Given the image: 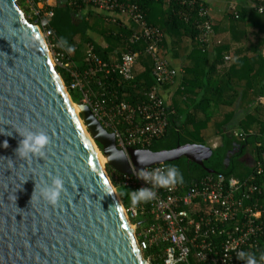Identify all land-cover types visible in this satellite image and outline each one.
Segmentation results:
<instances>
[{
  "label": "water",
  "instance_id": "1",
  "mask_svg": "<svg viewBox=\"0 0 264 264\" xmlns=\"http://www.w3.org/2000/svg\"><path fill=\"white\" fill-rule=\"evenodd\" d=\"M18 1L0 0V264H147L105 166L129 174L185 157L212 173V149L124 151L83 103L78 123ZM26 131L48 135L42 154L18 155ZM55 176L63 190L53 206L38 192Z\"/></svg>",
  "mask_w": 264,
  "mask_h": 264
},
{
  "label": "built area",
  "instance_id": "2",
  "mask_svg": "<svg viewBox=\"0 0 264 264\" xmlns=\"http://www.w3.org/2000/svg\"><path fill=\"white\" fill-rule=\"evenodd\" d=\"M47 1L24 3L29 9L28 19L43 35L54 67L69 77L66 85L58 73L68 95L70 90L77 93L79 103L86 104L101 125L114 134L118 148L148 149L166 133L174 111L164 98V88L175 85L183 69L160 54L165 34L147 21L141 6L144 0H65L76 9H94L105 21L125 31L118 33L124 40L118 59L103 60L88 42L84 66L59 49L49 28L54 12ZM161 1L183 8L176 15L194 26L195 40L202 47H209L214 29L204 0ZM252 8L264 11L263 4ZM142 54L150 60L153 85L139 91L131 101L124 96L126 89H136L134 67ZM165 167L160 163L138 171L132 169L129 174H114L117 184L130 187L132 193L143 188L155 193L147 200V211L140 205V212L149 214L151 220L135 233L137 247L147 264H247L241 254H249L256 264H264V207L260 204L264 189L255 182L256 176L264 175V166L259 164L246 178L227 181L222 174L208 173L188 185L161 186L141 176L142 172ZM137 210L130 208L133 217Z\"/></svg>",
  "mask_w": 264,
  "mask_h": 264
},
{
  "label": "trees",
  "instance_id": "3",
  "mask_svg": "<svg viewBox=\"0 0 264 264\" xmlns=\"http://www.w3.org/2000/svg\"><path fill=\"white\" fill-rule=\"evenodd\" d=\"M18 4L25 10V14L29 9L24 5V0H19ZM155 5H161L164 8L165 27L163 28L166 34L170 36V42L167 41L160 51L162 56L167 53H172V56L185 57L187 51L191 46L195 50L190 54V62L183 63L182 82L179 84L178 90L174 94V101L170 108L174 111L169 116L168 126L165 135L159 140L153 142L148 149L158 151L162 149H172L177 145L186 143H195L201 145H209V140L219 135L221 137L220 144L212 149L211 156L204 161V166L212 170V173L222 174L227 181L233 178H246L254 171L260 164L264 166V109L263 106L256 108L252 112V122L250 125L257 123V129L254 133H250V125L246 126L241 123L244 133L241 135H231L221 131L222 125L232 118V110H226V107H231L233 100L237 97V92L231 90L237 82H235L234 75L239 71H251L253 65L256 64V74L252 78L256 82H262L264 78V60L259 51L252 52L249 55L241 57H231L225 60V55H222V47L217 43L214 34L213 42L218 45L214 60L207 65L208 62V48L202 47L196 40L197 34L194 26L191 23H185L176 15L178 9H183L178 6L166 4L164 1L144 0L141 3L142 8L148 11V8ZM54 15L49 22V28L53 31L55 41L58 47L64 50L71 57L73 62L84 66L85 65V49L88 42L94 45L95 51L103 60L110 59L113 54L118 56L120 48L124 47V40L118 36V33L125 32L120 27L113 23H109L103 19L94 9H76L65 3L64 0H57V3L50 6ZM175 11V13H174ZM238 23L243 24L246 28L249 25H257V22H262L264 25V11L250 10L249 13L237 12L234 15L229 12ZM30 22L32 20L29 19ZM100 22L102 30L101 35L109 43L106 48H101L93 39V30L96 23ZM150 24H153L149 21ZM259 27V25H257ZM263 28V27H260ZM250 32L246 29L244 35ZM220 43V42H219ZM223 46V45H222ZM71 49V50H69ZM119 49L117 52L114 50ZM254 59L255 63L251 65L249 61ZM205 62L204 65H198L197 62ZM250 63V64H249ZM151 63L146 55H141L134 67V80L136 89H126V97L128 100H135L139 91L144 88H149L153 85L151 77ZM239 66L242 69H239ZM224 71V79L217 78L216 73ZM61 75L64 83H69V77L61 70L57 69ZM247 73V72H246ZM264 85H262V89ZM70 98L73 103H79V97L76 92L69 91ZM192 99L188 102L187 99ZM196 101L194 105L193 102ZM225 107V108H223ZM228 114V115H227ZM185 117L182 119V116ZM98 149L101 151V146L95 142ZM248 146L254 147L256 165L254 167H247L242 162ZM165 166H174L181 174V181L179 184L188 185L191 182L208 174L202 166L181 157L173 162L164 163ZM106 171L112 179V185L117 189L118 196L127 210L130 221L137 225V231L140 225L147 224L151 217L146 212H140V205L147 211L148 202L140 201L133 203L131 201V188L117 184L114 180V174L117 172L113 168L106 165ZM255 182L264 186V175H258ZM264 197H262L263 199ZM130 208H137V215L133 217Z\"/></svg>",
  "mask_w": 264,
  "mask_h": 264
},
{
  "label": "crops",
  "instance_id": "4",
  "mask_svg": "<svg viewBox=\"0 0 264 264\" xmlns=\"http://www.w3.org/2000/svg\"><path fill=\"white\" fill-rule=\"evenodd\" d=\"M65 1V0H64ZM205 3L210 8V15H211V22L214 29L215 39L216 41L220 42L222 47V55L228 56L229 58L231 55L233 57H241L243 55H249L252 52L259 51L262 55V58L264 60V25H261L262 22H257L256 24L259 25H249L248 27H244L243 24L238 23L233 17H231L230 13L235 15L237 12H245L249 13L250 10H252V6L256 4H263L264 0H204ZM48 5L53 6L57 3V0H48L46 2ZM92 9V8H90ZM255 10V9H254ZM147 21L149 17V21L153 23L152 25H155L159 27L163 32V28L165 27V21H164V8L161 5H155L148 8V11L143 9ZM263 27V28H260ZM248 30L250 33L246 36L244 35V31ZM102 27L100 22L96 23V26L92 32L93 39L98 43V45L101 48L108 47L109 44L106 39L101 35ZM165 34V43L167 41V45L170 42V36L169 34ZM223 45V46H222ZM218 45L214 42H212L208 47V64H210L214 58L215 53L217 51V48H219ZM216 49V51H215ZM119 49L114 50L113 52H117ZM195 50L194 46L189 47L187 54L185 57H177L175 55L172 56V53H167L165 56L170 59L171 63L176 66L177 68L183 69V63L184 62H190L192 61L190 59V54ZM120 53L122 52V48H120ZM118 56H113L110 58L112 60L118 59ZM150 61V60H149ZM255 60L252 59V61H249L252 64H254ZM249 63V64H250ZM198 65H204L205 62H197ZM257 65H253V69L251 71L244 72L239 71L237 72L233 77L235 79L236 84L234 88L231 90L237 92V97L233 100V104L231 107H223L226 110H232L231 113L232 118L229 119V121H226L222 125L221 131L223 133H228L234 136L241 135L244 133L242 124L245 123L246 126H249L252 122L251 114L254 112L256 108H260L263 106L264 109V88L262 89V85H264V78L263 81L256 82L254 78H252V75L256 74ZM239 69H242L241 66H239ZM184 70V69H183ZM218 76L217 78L224 79V71L216 73ZM182 82V74L178 77L177 82L173 86L165 87L164 88V98L166 99V102L170 105H172V102L174 101V94L178 90L179 84ZM187 101L190 103L193 100L187 99ZM193 104H196V101L193 102ZM228 115V114H227ZM185 117L182 116V119ZM257 129V123H254L250 125V133H254ZM221 137L217 135L216 137L209 140V145H207L210 148H214L220 144ZM254 147L248 146L246 149V152L244 156L242 157V162L245 166L251 168L256 165V159H255V151L253 149ZM238 179V178H233ZM264 189V186H261ZM264 197V196H262ZM260 200V204L264 207V198Z\"/></svg>",
  "mask_w": 264,
  "mask_h": 264
},
{
  "label": "clouds",
  "instance_id": "5",
  "mask_svg": "<svg viewBox=\"0 0 264 264\" xmlns=\"http://www.w3.org/2000/svg\"><path fill=\"white\" fill-rule=\"evenodd\" d=\"M22 136L23 138L17 147V153L21 157H27L29 154H42L44 147L49 143V137L44 132L26 131L22 133ZM141 176L161 186L175 184L182 179L178 169L174 166H167L147 174L142 172ZM62 190L63 181L59 176H55L51 179L49 185L39 190L38 198L54 206L57 204ZM109 191L112 190L109 189ZM154 195L155 193L150 189L143 188L131 194V201L133 203L146 201L151 199ZM241 258L246 259L247 264H256L255 258L249 254H241Z\"/></svg>",
  "mask_w": 264,
  "mask_h": 264
},
{
  "label": "bare ground",
  "instance_id": "6",
  "mask_svg": "<svg viewBox=\"0 0 264 264\" xmlns=\"http://www.w3.org/2000/svg\"><path fill=\"white\" fill-rule=\"evenodd\" d=\"M30 30L31 32L33 33V35L35 36V38L37 39V41L39 42V44L41 45L46 57L48 58L50 64H51V55H50V52L49 50H47L46 46H45V42L43 40V36H42V33L41 31L39 30V28L35 25H31L30 26ZM59 81V79H58ZM61 84V83H60ZM69 102V101H68ZM69 105H70V108H71V111H72V114L74 115L75 119L77 120V122L79 123V119L77 117V114H78V111L76 109V106L74 104H72L71 102H69ZM103 161V159H102ZM131 229L133 230L132 226H131Z\"/></svg>",
  "mask_w": 264,
  "mask_h": 264
},
{
  "label": "rangeland",
  "instance_id": "7",
  "mask_svg": "<svg viewBox=\"0 0 264 264\" xmlns=\"http://www.w3.org/2000/svg\"><path fill=\"white\" fill-rule=\"evenodd\" d=\"M19 5V4H18ZM25 5V4H24ZM19 7H20V9H22V11L24 12L25 10H23V8L19 5ZM24 14H25V12H24ZM25 16H26V18L28 19L29 18V12L27 13V15L25 14ZM43 36V35H42ZM43 40H44V38H43ZM45 42V41H44ZM47 47V46H46ZM48 48V47H47ZM50 52V51H49ZM51 55V54H50ZM71 102H72V100H71ZM73 103V102H72ZM74 104V103H73ZM77 117H78V119H79V116H78V114H77ZM80 123H81V121H80ZM82 125V124H81ZM108 177H109V179H110V181H112V179H111V176H109L108 175ZM112 183V182H111ZM114 187V189H115V191L117 192V189L115 188V186H113ZM125 212H126V214H127V216H128V212H127V210H125ZM129 217V216H128ZM130 220V219H129ZM130 223H131V225H132V228H133V231H134V234L137 232V225L136 224H133L131 221H130Z\"/></svg>",
  "mask_w": 264,
  "mask_h": 264
}]
</instances>
